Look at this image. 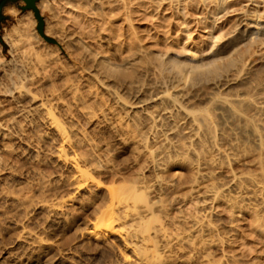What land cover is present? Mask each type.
I'll return each instance as SVG.
<instances>
[{
    "label": "bare ground",
    "instance_id": "obj_1",
    "mask_svg": "<svg viewBox=\"0 0 264 264\" xmlns=\"http://www.w3.org/2000/svg\"><path fill=\"white\" fill-rule=\"evenodd\" d=\"M75 4H80V5L76 6ZM71 6H75V8H72ZM78 6H89V9H87V10H89L88 12L92 13L91 15L95 16L94 18H96L102 24L108 25L110 27V29L113 32L111 34L112 39H113L112 41L120 42V43L127 42L125 39L122 40L121 38L123 36H126L125 32L128 29H129L128 33L132 31L135 34V35H133V34L132 35H133V37L134 36L136 37L137 41L141 40L140 35H139V33L136 29V26H135V21H137V19H140V18H142V20H144L143 18L146 16V18H148V17H151V19L153 18L152 21L154 23L152 21L151 22L154 25H156L157 28H159V30H161L160 28H163V30H165L164 28H166V31L171 32V36L175 35L173 37H175L176 41L179 42V45H177V47L171 45L170 47L168 46L169 48H167L166 50H163V51L159 50V49H153V48L150 49V48H147L143 45L140 46V44H139V48H137V50L134 51L133 56L131 58L125 60V61H122V62L115 61L111 57L112 54L110 55L107 51H105L106 54H100L99 55V53H98L100 62L97 61V63H100L101 67L106 69L108 72L110 71V73H109L110 75L113 74V72L115 74H117V72L123 71V68L131 65L135 60H137L140 57H145L147 62L154 64L153 68L155 70L154 71L152 70V71L154 73L156 71L158 74L157 76H159V78L156 76V78L159 79L158 84H157L158 87H157V89L155 88L156 90L151 89L150 90L151 94L148 97H146L142 100H139V101L137 100V102H132V101L127 102V101L122 100L121 99L122 97H120L116 94L117 92L115 93V91H114L113 93L117 97L116 99L121 100L120 102L122 103V105L124 107L123 109H125L124 113H125V111H127V113H130L132 115L142 114L144 116L143 121H145L144 119H146V121L148 123L147 125H149V128H148L149 131H146L147 129H145V133H147V132L148 133L144 134L145 135L144 137L142 136L143 142H140V143L141 144L144 143V145H142V146H145V156L149 159L150 167L153 168L155 170V172H157L156 177H155V179H153L154 177L153 178L148 177L146 179H143V177L145 178V175H142L145 172V171H143V173L141 174V176H143L142 178H137V179L135 178L132 181H130V180L129 181H122V180L116 179V177H115L114 179H116V180H114L113 183L111 182V184H109V185H104L103 183L105 181L102 183L99 180L101 177L99 179H97L98 177L96 178L94 176L93 170L100 167V166L97 167V160L99 158L98 157L99 152L97 154V152L94 151L95 147L93 149L92 144L90 143V141H88V138H89L88 134H87V137L84 134V132L85 133H87V132L85 130L83 132H81L83 129L81 131L73 129L74 127H76L75 126L76 124L73 126V128H67V126H69V125L64 126L63 122L62 123L60 122L62 120L58 119L59 118L58 116H57L58 118L55 117V115L53 113V110H55V109H53V107L51 106L52 103L49 104L50 99L52 97H49L50 99L48 98L47 102H48L49 106L52 107L53 110L51 109V107L48 106V104L45 100L46 97H45V99H42L43 97H39L38 94H36L37 93L36 91H35L36 93H34L32 91V89L30 87H28L29 85L25 84L26 85L25 88L23 90H19L20 88L21 89L23 88L21 86H23V84L25 83V82L22 83V81L27 80L26 82H28V80L30 79V77H29L30 73L28 74V72H31V69H30V71H28L25 68V64L22 62L23 57L26 58L25 59L26 62L24 60V62L26 64L30 61L31 58L29 59V61L27 60L28 53H30V52L27 53L28 50L27 51L25 50V52H26V53H24L25 55H23L21 57V60L17 59L18 61L16 60V62H12V60L7 61L0 54V176L3 173L7 172L8 176L6 178H8V180H9V178H11V180H12V178H14V175H13L14 173L9 170L10 167L8 164V160L11 158V156L8 159V157L3 155L5 153L12 152L14 150L16 151L14 144L18 145L19 148L21 145L25 146L27 148L28 152L31 154H34L36 157H37V155H39V153H40L39 149H40V146L42 145L43 142H41V145L39 146V144H40L39 141H37L39 143H37L35 141H31L30 140L31 135L29 134V132H27V135L28 136L30 135V137L26 136V133H25L26 131L24 129V127L27 123H31V121H32L34 124L35 122L32 119L37 117L40 120L41 124H43L44 128L46 129V135L49 136L51 134V136H52V134H55L57 137L55 139H57L58 142H56L57 145H56L55 153L53 156H55V159L57 160V162L60 165L65 166L67 168H71V170L73 171V175L71 176V178L69 177L70 178L69 180H68V178H64V179L68 180L67 183L69 182L68 184H70V187L76 192L80 191L83 188H89V189H94V190L99 189V188H103V189L105 188L106 197L104 196L105 197L104 206L101 205L102 207H101L100 211L98 212L97 216H95L96 219L94 220V222L92 221L93 224L91 223V225H92L91 229H89V230L87 229V234L90 237L102 242L103 244L113 247L117 251L118 257H117V259H115L116 260L115 264H167V261H170L169 258H171L172 252L177 247H180V248L184 247V246H186V247L190 246L191 247L195 243L194 239L192 237V234H191V232H194V231L196 234V235L195 234L194 235L197 236L195 238H198V241H197L198 243L196 242L195 243L196 245H193V246H195V249H197V252H199L201 257H204L203 258V260H204L205 257L208 256V253H207V250H208V241L207 240L208 239H206L205 236H206L207 232H209V230L212 228H210L211 226H209V224H208L209 222L208 223L206 222L208 220H206V218H205V215H206L205 213H204L205 215L200 214L203 216L202 217L198 216L199 218H194V216L192 218V216H191V215H193V213L198 208V205L202 204L203 200H200V199L197 200L196 199L197 201H194L195 199H190V198L188 200L186 199L187 203L192 202L193 205L188 210L184 211L182 216L185 220L180 221L179 217L175 214L173 209L171 207L169 208L164 203V201L162 199V193H163L162 191L164 190L165 187L170 186V185L172 186L173 182H171L170 179H168V178L165 179V177L162 176L161 172L164 173V176H169L170 178L174 177L175 175H177L179 173V169H180V165L182 164V161L184 159H186V156L188 154H190V156L192 155L194 157L193 165L197 171L196 172L197 175L194 176L195 177L194 182L199 181V179L209 178V177H211V175H213L212 174L213 172L211 171V169L214 168L218 164V160L224 159V158H226V160H227L231 153H233L234 151H237V150L239 153V151H241L240 149L242 148V146L251 142V143H253L254 147L253 148L248 147L249 149H251L249 152L251 154H253V161L252 162L259 166V171L255 172V173L253 172L252 174L251 173L245 174L246 172L245 173H239L240 171L238 173H235V171H234V173L232 172V174H230L228 176L227 180L224 179V180H226L225 182L223 181V183H222V181H220L222 184H220L219 186L213 187V185L211 184L212 187L215 189L212 188L210 191L212 192V195L214 197H218L220 195V198H221V196H222L221 194H223V193L225 194V191H227L228 189H231L230 191H232V192H234L236 190V192H240L242 194L241 199L243 198V200H245L244 202H246V201L254 202L256 207L254 206L255 211L253 210L252 212L256 213L257 230L259 233H263L264 221L262 223V218H264V215H263L264 213L261 212L260 205L262 206V199H263L262 194L264 193V166H263V164H264V84L261 81H258V75H259L258 73L264 69V0H39L37 2V7L40 9V11L49 10L52 12V15H54V16L56 15L55 9L64 8L65 10H63V11H66L67 10L66 8L71 7L72 9H75L74 10V12H75L76 8L78 9ZM86 8L87 7H85V10H86ZM145 10H148L149 12H143ZM7 11L9 13L16 14L18 9L14 6H10L7 8ZM60 15H62V13H60ZM60 15H59V17H60ZM50 17H51V15H50ZM85 17H87V15ZM69 19L72 20L73 18L72 19L69 18ZM148 19H150V18H148ZM65 22H67V21H65ZM93 22H95V21H93ZM47 23H48V21L46 22V24ZM56 23H57V21H56ZM59 23H61V22H59ZM34 24H36V31L38 33H35V32L30 33L29 32L30 27ZM44 24H45V20H44ZM63 24H66V23H63ZM117 24H120V25L122 24L120 29L115 28V25H117ZM37 25H38L37 24V17L35 15V12L33 9H29V11H26L21 17L18 18V21L15 25H13L11 28L6 30V32L3 34V39L6 42L11 43L12 49H13V47L18 48V45H21L23 42L31 40L30 37L32 36V34L38 38V41L35 38L37 42H41L42 36L37 29ZM76 25H77V23H76ZM50 28L46 27L45 30L47 33L52 32V30ZM63 28H64V25H61V26H59L58 29H59V31H62ZM68 30L69 29H67V31ZM103 30H101V31H103ZM101 31L99 29V31L98 32L96 31V32L102 33ZM57 33H55V34H57ZM70 33L71 32L63 33V35L66 39V42L64 44H62L61 42H58L63 50H67L69 48L67 41H73L74 40V37H72L74 35H71ZM173 33H175V34H173ZM104 34L108 35L105 32H104ZM195 34H197V35H195ZM82 35L80 37L81 40L83 37ZM103 41H105V40L103 39ZM131 43H134V41H132ZM140 43H142V42H140ZM126 45H128V44H126ZM21 46H19V47H21ZM36 47H37V45H36ZM41 47H44V46H41ZM110 48L111 47H109L108 49H110ZM89 49L90 48H88L87 51H89ZM112 49H113V47H112ZM43 50L45 51V48L42 49V51ZM48 50H51V49H48ZM48 50L45 51V54L49 53ZM55 50H56V48H55ZM130 50H131V48H130ZM31 51H32V48H31ZM101 52H102V50H101ZM58 53H59V51H58ZM58 53H56V54H58ZM85 54H84V56H85ZM36 55H34V56H36ZM89 55L91 56L90 53H89ZM98 55H97V57H98ZM128 55H130V54H128ZM31 56H32V54L30 55V57ZM37 56L40 57L39 53ZM90 56L88 58H90ZM14 57H12V58H14ZM36 57H34V58H36ZM57 57H58V55H57ZM41 58H43V56ZM41 58H39V59H41ZM88 58H87V60H89ZM81 59H82V57H81ZM51 62H53V60ZM138 62H140V61H138ZM31 64H29V65H31ZM42 64H43V62H42ZM143 64L144 63H142V65ZM258 64H260V65H258ZM96 65L98 66V64H96ZM26 66H28V65H26ZM31 66H33V65H31ZM39 66H41V64H39ZM59 66H60V64H59ZM61 66H62V62H61ZM29 68L30 67H28V69ZM128 68H130V67H128ZM63 69H65V68H63ZM97 69H99V68H97ZM85 70H86V68H85ZM137 71H138V68H137ZM83 73H82V75H83ZM126 73H127V70L123 74H126ZM35 74H37V71ZM62 74H64V73H62ZM94 74L95 73H89V76L94 77L96 75V74L95 75ZM99 74H100V72H99ZM133 75H134V73H133ZM139 75H141V73ZM102 76H104V75H102ZM38 77H39V75L37 76V79H38ZM98 78H99V76H98ZM111 78H115V75L113 74ZM126 78H127V76H126ZM34 79H35V76H34ZM108 79L110 80V78H108ZM115 79H114V81H115ZM36 81H39V80H36ZM154 81H157V80L155 79ZM18 82L19 83L21 82L22 85L16 91L15 90L16 88H14V87L15 86L19 87V85H17ZM67 82H69V81H67ZM103 82H104V80H103ZM75 84L76 83H74V85ZM99 84H101V83H99ZM122 84H124V83H122ZM144 85H145L144 80H137L134 83H132V86L136 87L137 89L140 87H143ZM30 86H32V85H30ZM55 86H56V84H55ZM129 86H131V85H129ZM72 87H73V85H72ZM103 88H104V86H103ZM108 88L106 87L107 90H108ZM126 89H124V90H126ZM63 90H64V88H63ZM109 90H108V92H109ZM117 91H119V90H117ZM140 91L141 90H139L138 92H140ZM57 92H59V91H57ZM60 92H59V94H60ZM39 93H40V91H39ZM50 93H52V91H50ZM74 93H77V91H74ZM147 93H149V92H147ZM54 94H56V92ZM137 94H136V96H137ZM25 96L29 97V99H27V100H29V103H27V104L23 103V97H25ZM59 97H61V96H59ZM72 98H75V96ZM81 98H82V96H81ZM197 98L205 99L206 102H204V103L206 105L204 104L205 105L204 107H200V105L199 106L196 105L194 103L195 102L194 100H197ZM52 99H54V98H52ZM57 99H58V97H57ZM77 99H79V98H77ZM70 100H74V99H70ZM119 100H117V101H119ZM55 101H56V103H58V102L60 103L61 100H59V101L54 100L52 102H55ZM62 102H64V101L62 100ZM83 102H80V103H83ZM75 103H76V101H75ZM97 103H99V102H97ZM121 103H119V104L121 105ZM102 104H103V102H102ZM66 106L67 105H65V107ZM54 107H56V105ZM84 107L85 106L83 105V107H82L83 110H84ZM87 107H89V109H90V106H87ZM70 109H72V107ZM60 110H61V108H60ZM102 110H100V112ZM72 111H73V109H72ZM88 112H90V111L88 110ZM92 112H90V114H92ZM62 113H63V111H62ZM67 113H69V112L67 111ZM103 113H104V111H103ZM108 113H109V111H108ZM124 113H123V115H124ZM87 115H89V114H87ZM93 115L97 116L98 114L97 115L93 114ZM114 115L112 114V116H114ZM126 115L127 114H125L124 118L121 116H118V117L122 118V120H124L126 117H128ZM70 116L73 117L72 115H70ZM119 118H118V120H119ZM136 118L140 119V117L139 118L136 117ZM136 118H134L133 120H135ZM67 119H69V118H67ZM116 119L117 118H115V120ZM137 119H136V121H137ZM122 120H121V122L123 123ZM140 121H142V120H140ZM133 122H135V121H133ZM118 123L120 124V121ZM127 123H128V121H127ZM141 123H143V122H141ZM41 124H40V126H41ZM138 124L140 125V122H138ZM143 124L141 125L142 127L144 125H146V123L144 125ZM31 126H32V124H31ZM34 126H35V124H34ZM36 126H37V124H36ZM120 126L122 127L123 125H120ZM126 126H128V125H126ZM134 126H135V124H134ZM136 126H137V124H136ZM131 127H132V125H131ZM26 128H28V127H26ZM145 128H146V126H145ZM136 129L139 130L140 128L137 127ZM131 130H135V129H133V128L130 129V127H129V131H131ZM140 131H141V129H140ZM143 131H141V132H143ZM133 132H136V131H132V133ZM182 132L187 134V136L189 138L188 142L185 143V141H187V139L185 141L182 140V141H184L183 143H182V141L181 142L180 141L172 142L173 140H171V138H170L171 135L179 134ZM128 133H130V132H128ZM133 135L134 134H132V137H133ZM139 135H142V134H140V133H138L137 135L135 134V137L138 136V139L141 138V136H139ZM39 136H38V138H39ZM27 137L30 139H28ZM135 137H134V139L133 138L132 139H133V141L136 140V142H137V139H135ZM38 138H36V139H38ZM172 138H174V137H172ZM52 139H54V138H52ZM132 139L130 140V142H132ZM40 140H42V139H40ZM134 142H132V143H134ZM78 144H81L82 147L84 146L86 151H82L81 149L79 150V148H77ZM94 144H96V143L94 142L93 145ZM137 144H139V142H137ZM196 144H200L202 148L200 147L201 149H199L196 146ZM249 145H250V143H249ZM94 146H96V145H94ZM245 147H247V146H245ZM136 148H138V146ZM165 148H167L168 150ZM248 148L244 149V147H243L242 149L247 150ZM98 149H100V148H97V150ZM141 149H142V147H141ZM142 150H144V149H142ZM41 151H42V149H41ZM24 152L26 153L25 150H24ZM244 152H246V151H244ZM247 152L245 155L250 154V153L247 154ZM105 153H107V152H105ZM133 153L135 154V150L133 151ZM206 153H210V155H207ZM140 154H142V153H139V155ZM41 155H44V153L43 154L40 153V156ZM239 155H242V154H239ZM138 156H136V157L138 158ZM190 156H189V159H187L188 161L192 158ZM42 157H44V156H42ZM232 157H231V160H233ZM239 157H237V158H239ZM134 158H135V156H134ZM25 159H27V158H25ZM35 159H37V158H35ZM41 159H43V158H41ZM44 159H46V157ZM99 159H101V158H99ZM136 159H135V161H137ZM110 160H112V159H110ZM138 160L140 161V159H138ZM34 161L35 160H33V162ZM116 161H115V163H116ZM224 161H220V162L224 163ZM41 162H40V164H41ZM100 162H101V160H100ZM100 162H98V163H100ZM112 162L113 161H111V163ZM227 162H229V161H227ZM102 163H103V161H102ZM115 163H114V165H115ZM137 163H139V162H136V164ZM223 163H222L221 168H223V166H225ZM229 164L230 163H228V165ZM14 165H15V163H14ZM104 165H106V164H103V166ZM188 165H189V162H188ZM190 165H192V164H190ZM252 165L254 166V164H252ZM256 165L254 167H256ZM218 166L219 165H217V167ZM23 167L21 169H23ZM100 168L99 169L102 170V167H100ZM110 168H108V169H110ZM116 168H117L116 169V171H117L118 166ZM140 168H143V166ZM12 169H13V167H12ZM25 169H26V167H25ZM216 169H218V168H216ZM226 169H228V168H226ZM39 170L40 169H38V171ZM248 170H250V172H252L251 168L247 169V172H248ZM13 171H15V170L13 169ZM35 171H37V170H35ZM227 171H229V170H227ZM27 172H28V170L26 172H23V173H27ZM95 172H96V170H95ZM7 173H6V175H7ZM17 173H19V172H17ZM20 173L22 174L21 171H20ZM99 173H101V171ZM43 174H45V173H43ZM43 174L41 173V175H43ZM41 175H39V176H41ZM96 175H97V173H96ZM69 176H70V174H69ZM119 176H121V175H119ZM46 177H48V175ZM212 177L210 179H212ZM149 178L151 180H149ZM181 178H180V180H181ZM223 178H225V177H223ZM49 180H51V179H49ZM112 180H113V178H112ZM192 180H193V177L191 179V182H192ZM42 181H44V179ZM7 182L9 183V181H7ZM23 182L24 181L19 180L17 183L18 188H16V189L15 188L10 189V188L4 187V186L0 187V201L3 200V199L1 200V198H4L5 200H7L8 198H12L16 203L18 202L17 204H19L18 205L19 207H17V208H19L20 211H22V208H20L21 205L26 208V210H25L26 214L29 213L30 211H33V210L35 211V209L38 207H39V209L41 207L47 211L46 212L47 214L45 213L46 217L49 214L55 215V216L63 214L65 212V210L68 208L67 207L68 202L72 200L71 196L75 195V194H71V195H69V197H68V195H66L68 198H66V196L64 198H59V199L57 198V200H54V202H50V203L48 202V200L46 202V200L45 199L43 200V198H42L41 199L42 201L41 202L37 201L38 202L37 204L32 205L33 204V201H32V204L27 203L28 204L27 205L26 204V201L28 200L27 198L30 199V197H32L31 196L32 194H30V192H33V191L31 188V191L29 192L30 195L27 192L25 193L23 191L27 196L25 198L21 197V195L24 196V193H22V194L20 193L21 195L19 196V193H18L19 186L21 187V190H23L22 188L25 186V182H24V184H23ZM194 182H193V184H195ZM215 182H216V180L214 181V184H215ZM46 183H48V182H46ZM58 183H59V180H58ZM60 183H61V181H60ZM67 183H66V185H68ZM211 183H213V182L211 181ZM180 184H178V185H180ZM36 185H38V184H36ZM42 185H44V184L41 183L38 186L41 187ZM61 185H63V184L61 183ZM48 186H50V185H48ZM203 186H204V184H203ZM14 187H16V186H14ZM33 188H35V187H33ZM45 188H46V185H45ZM50 188H51V186H50ZM53 189H56V187ZM57 189H58V187H57ZM66 189H68V188H66ZM21 190L19 192H22ZM43 190H45V189H43ZM46 190L48 191L49 189L46 188ZM89 191H91V190H89ZM190 191H192V188L190 189ZM39 192L40 191H38L37 193H39ZM173 192L174 191H172L170 193H173ZM90 194H92V193H90ZM177 194H180V193H177ZM197 194H199V193H197ZM37 195H36V200L38 197L41 196V195H39L37 197ZM42 195H44V193ZM190 195H191V193H190ZM202 195H204V194H202ZM238 195L234 198H237ZM199 197H200V195H199ZM44 198H46V197H44ZM191 198H192V196H191ZM31 200L32 199H30L29 201L31 202ZM184 200H185V197H184ZM4 201H2V202L4 203ZM3 203H1V204H3ZM263 203H264V201H263ZM7 204H8V202H7ZM13 204H14V202H13ZM1 206H3V205H1ZM183 206H185V204ZM14 207H15V205H14ZM202 207H204V206H202ZM206 207H207V205H206ZM235 207H236V205H235ZM252 207H253V205H252ZM239 208H241V207L239 206ZM236 209H237V207H236ZM241 210H243V209H241ZM204 211H202V212H204ZM238 212H239V210H238ZM187 214L189 216H191L192 219H188V217L186 216ZM32 215H33V213H32ZM24 216L25 215H23V217ZM55 216H53V217H55ZM23 217L21 215V220ZM27 217H29V216H25L24 219H27ZM45 219H46L45 221L47 222V218H45ZM11 220H12V218H11ZM19 220H20V218H19ZM24 222H25V220H24ZM12 223H14V222H12ZM27 223H28V221H27ZM27 226H28V228L26 226L23 227L22 233L20 232V235H18V239H16V240H18V241L22 240L23 242L30 243L31 239L33 238V232H32V230L29 229V227H30L29 224ZM83 232H84V230H83ZM35 237H38V236L36 235ZM33 241L35 242L34 239L31 242L33 243ZM42 241H45L44 238ZM39 242H41V241H39ZM29 247L32 248V246H29ZM27 251H28V249H27ZM192 252H194V251H192ZM182 253H183V251H182ZM199 254L198 255L195 254L198 256L197 257L198 259L200 256ZM190 257H187V258L190 259ZM28 258H29V256H28ZM172 259L174 260V257ZM188 261H190V260H188ZM172 262L173 261H171V263ZM201 263H202V261H201Z\"/></svg>",
    "mask_w": 264,
    "mask_h": 264
},
{
    "label": "rangeland",
    "instance_id": "obj_2",
    "mask_svg": "<svg viewBox=\"0 0 264 264\" xmlns=\"http://www.w3.org/2000/svg\"><path fill=\"white\" fill-rule=\"evenodd\" d=\"M38 1L39 0L36 1V6H37ZM18 4L23 5L24 2L23 1L18 2V3L9 2L3 8V11H2L3 18L0 20V47H1L0 48V54L7 61L12 60V62H16L17 59L21 60V57L23 55H25L24 53H26L25 50L26 51L28 50L27 53L28 52H30V53H28V56L26 55L27 60L29 61V59L30 58L31 59L29 62L28 61L27 62L29 64H31L33 62L34 64L33 63L31 64L33 66L29 65L28 63L26 64L25 63L26 58H24V57H23L24 59L22 58V60H23L22 62L25 64V68L28 71H30V69H31V72H28V74L30 73L29 74L30 79L28 80L29 83L26 82L27 80L22 81V83L25 82L23 84V86H21L22 85L21 82H20L21 84L18 82L17 85H19V87L15 86L14 87V88H16L15 90L17 91V89H19L20 86L23 88L22 89L20 88L19 90H23L26 85H29L28 87H30L34 93L37 92L36 94H38L39 97H43L42 99H45V97H46V99H45L46 102H47L49 97L54 98V99L49 98L50 99L49 104L52 103L51 106L55 110H53L52 107L49 106L48 102H47V104L53 110L55 117L56 118L59 117L58 119L62 120L60 122L61 123L63 122L64 126L69 125V126H67V128H73V126L76 124L75 125L76 127H74L73 129L80 130V131L83 129L81 132H83L84 130L87 132V133L84 132L85 136L87 137V134H88V136H89L88 141H90V143L92 144L93 149L95 147L94 151L97 152V154L99 152L98 157L101 158V159L98 158V160H97V167H99V166L102 167V170H100L101 169L100 167H99L100 169L96 168L95 169L96 172H95V170H93V174L96 178L98 177L97 179H99L101 177L99 180L102 183L105 181L103 183L104 185H109V184H111V182L113 183L114 180H116V179H119L122 181H129V180L132 181L135 178L136 179L142 178L143 176H141V174L143 173V171H145L142 174V175H145V178L143 177V179H146L148 177H152V178L154 177L153 179H155L157 172H155V170L150 167L149 159L145 156V146H142V145H144V143H142V144L140 143V142H143L142 140H143V137L145 136L144 134L148 133V132L145 133V129H147L146 131H149V129H148L149 125H147L148 123H147L146 119H144L146 122L143 121L144 116L142 114L132 115L130 113H127V111H125V113H124L125 109H123L124 107H123L122 103L120 102L121 100L116 99L117 97L113 93L114 91H115V93L117 92L116 94L118 96L122 97L121 98L122 100L127 101V102H131V101L137 102V100L139 101V100H142V99L148 97L151 94L150 90L151 89L154 90L155 88L157 89V87H158L157 84H158L159 76H157L158 74L156 71H155V73L153 72L155 70L153 68L154 64L147 62L145 57H140L137 60H135L131 65L123 68V71L117 72V74H115L113 72V74L115 75V78L117 77L115 79V78H111L113 74L110 75L109 74L110 71L108 72L106 69L101 67L100 63H97V61L100 62L99 61V55L100 54H106L105 51H107L110 55L112 54L111 57L115 61H118V62L125 61V60H127L133 56L134 51L137 50V48H139V44H140V46L143 45V46L150 48V49L153 48V49H159L162 51L166 50L171 45L177 47V45H179V42L176 41L175 37H173L175 35L171 36V32L166 31V28H164L165 30H163V28H160L161 30H159V28H157V26L153 24L154 23L152 21L153 18L151 19V17H148V18H150V19H148L145 16L143 18L144 20H142V18H140L141 20L137 19V21H135V26H136V29H137L139 35H140L141 40L137 41L136 37L135 36H134L135 38L133 37V35H135V34L131 30H130L131 32L128 33V31H129V29H128L125 32L126 36L122 35L124 38L121 36L122 37L121 39L122 40L125 39L127 42H124V43L115 42V41H112L113 39H112L111 34L113 32L110 29V27L108 25L102 24L100 21H98L96 18H94L95 16H92L91 15L92 13L88 12L89 10H87V9H89V6H78V9L76 8L75 12H74L75 9H72V8H75V6H71L72 8L71 7L66 8L67 9L66 11H63V10H65L64 8L55 9L56 10L55 16L52 15L51 11H49V10L40 11V9L37 7L39 9L40 15L45 20L44 31H45L46 35L53 37L54 39H57L58 42H61L62 44H64L66 42V39H65L63 33L71 32L70 34L74 35V36H72V37H74L73 41H67L69 50L68 49L63 50L59 43L55 44V43H50L48 41L46 42L45 39H43V37L41 39V42H37L38 38L35 37L33 34L30 37L31 40L23 42L21 44L22 46L18 45V48L13 47V49H12L11 43L6 42L3 39V34L6 32L7 29L11 28L13 25H15L17 23L19 17H21L26 11H29V9L22 10L18 6ZM75 5L77 6L80 4H75ZM10 6H14L18 9L16 14H12V13H9L7 11V8ZM85 7H87L86 10H85ZM77 10L78 11L80 10V11L78 12ZM143 12H149V11L145 10ZM60 13H62V15H60ZM50 15H51V17H50ZM59 15H60V17H59ZM86 15H87V17H85ZM69 18H71V19L73 18V19L70 20ZM47 21H48V23L46 24ZM56 21H57V23H56ZM65 21H67L68 23ZM93 21H95L96 23ZM59 22H61V23H59ZM63 23H66V24H63ZM76 23H77V25H76ZM37 24H38V19H37ZM58 25L59 26L64 25V28L62 29V31L64 30L63 32L59 31ZM121 26H122V24L121 25L117 24V25H115V28L120 29ZM46 27L47 28L51 27L50 29L52 30L53 33L52 32L47 33L45 30ZM67 29H69V30L67 31ZM99 29H100V31L103 29L104 30L101 31L102 33H100V32L97 33L99 31ZM29 32L30 33L31 32L32 33L33 32L38 33L36 31V24H34L30 27ZM104 32L107 33L108 35L104 34ZM55 33H57V34H55ZM80 34L81 35L83 34L82 40L80 39V37H81ZM173 34H175V33H173ZM195 35H197V34H195ZM35 38L37 39V41ZM103 39L105 41H103ZM132 41H134V43L135 42L136 43L135 44L131 43ZM140 42H142V43H140ZM126 44H128V45H126ZM36 45H37V47H36ZM79 45L80 46L82 45V46L80 47ZM19 46H21V47H19ZM41 46H44V47H41ZM109 47H111V48L108 49ZM112 47L114 50L112 49ZM31 48H32V51H31ZM44 48H45V51H47L48 49H51V50H48L49 53L45 54V51L44 50L42 51V49H44ZM55 48H56V50H55ZM88 48H90L89 49L90 52L87 51ZM130 48H131V50H130ZM57 50L59 51V53ZM101 50H102V52H101ZM38 53H39L40 57L37 56ZM56 53H58V54H56ZM89 53L91 54V56L89 55ZM98 53H99V55H98ZM31 54H32V56L30 57ZM33 54L34 55L37 54L36 56L38 58L36 56H34ZM84 54H85V56H84ZM128 54H130L131 56ZM57 55H58V57H57ZM97 55H98V57H97ZM33 56L36 57L37 59L34 58ZM42 56H43V58H41ZM89 56H90V58H88ZM12 57H14V58H12ZM81 57H82V59H81ZM39 58H41V59H39ZM87 58L89 60H87ZM24 60H25V62H24ZM52 60H53V62H51ZM138 61H140V62H138ZM42 62H43V64H42ZM61 62H62V66H61ZM38 63L41 64L42 67L39 66ZM58 63L60 64V66ZM142 63H144L145 65L143 64L144 65L143 66ZM96 64H98V66ZM26 65H28V66H26ZM258 65H260V64H258ZM28 67H30V68L28 69ZM128 67H130V68H128ZM63 68H65V69H63ZM85 68H86V70H85ZM97 68H99V69H97ZM137 68H138V71H137ZM126 70H127V73L123 74V73H125ZM36 71H37V74H35ZM99 72H100V74H99ZM62 73H64V74H62ZM82 73H83V75H82ZM89 73H95L96 75L94 74L95 76L91 77V76H89ZM133 73H134V75H133ZM140 73H141V75H139ZM258 74H259L258 75V81H261L264 84V69L261 70ZM38 75H39V77L37 79ZM102 75H104V76H102ZM34 76H35V79L39 80V81H36L34 79ZM98 76H99V78H98ZM126 76H127V78H126ZM156 76L158 78H156ZM108 78H110V80ZM114 79L116 82L114 81ZM155 79L157 81H154ZM103 80H104V82H103ZM137 80H144L145 85L143 87L138 88V89L136 87H133L132 83H134ZM67 81H69V82H67ZM74 83H76L75 84L76 86L74 85ZM99 83H101V84H99ZM122 83H124V84H122ZM55 84H56V86H55ZM30 85H32V86H30ZM72 85H73V87L74 86L75 87L73 88ZM129 85H131V86H129ZM103 86L105 89L103 88ZM62 87L64 88V90ZM106 87L107 88L109 87L108 88V90L110 89L109 92L106 89ZM124 89H126V90H124ZM49 90L52 91V93H50ZM117 90H119V91H117ZM139 90H141V91L138 92ZM39 91H40V93H39ZM57 91H59V92L61 91L60 94ZM74 91H77V93H74ZM55 92H56V94H54ZM147 92H149V93H147ZM136 94H137V96H136ZM59 96H61V97H59ZM71 96L72 97L75 96V98H72ZM81 96H82V98H81ZM57 97H58V99H57ZM77 98H79V99H77ZM27 99H29V97H27V96L23 97V103H25V104L29 103V100H27ZM70 99H74V100H70ZM200 99L201 98H197V100H194L195 101L194 103L198 106L200 105V107H204L206 105L204 103V102H206V100L205 99L200 100ZM54 100H58V101L61 100V101H60V103L58 101H57L58 103H56V101L52 102ZM62 100L64 102H62ZM117 100H119V101H117ZM75 101H76V103L78 102L79 104L78 103L76 104ZM79 101L80 102L84 101V102L80 103ZM97 102H99V103H97ZM102 102H103V104H102ZM119 103H121V105ZM55 105H56V107H54ZM65 105H67V106L65 107ZM83 105L85 106L84 110L82 108ZM86 105L90 106V109ZM71 107H72L73 111H72V109H70ZM60 108H61V110H60ZM87 109L90 112L93 111L94 113L92 112V114H90V112H88ZM100 110H102L101 111L102 113L100 112ZM107 110L109 111V113ZM62 111H63V113H62ZM67 111L69 113H67ZM103 111H104V113H103ZM86 113L89 115H87ZM123 113H124V115H123ZM93 114H96V115L98 114V115L94 116ZM112 114L113 115L115 114V115L112 116ZM125 114H127L126 116H128V117H126L124 120H122V118L118 117V116H121L124 118ZM70 115H72L73 117H71ZM114 117L117 119L115 120ZM136 117H138V118L140 117V119H137ZM67 118H69V119H67ZM118 118H119V120H118ZM134 118H136L137 121H136V119L133 120ZM32 120L35 122L34 123L35 126H34L33 122L31 121V123H27L24 127V129L26 131L25 132L26 136H28L27 132H29L31 137H30V135L28 137H30L31 139L28 137L27 138L30 139L31 141H35V142L39 141L40 142L39 146L41 145V142H43L42 145L40 146L39 150H40V153L41 154L44 153V155L40 156V153H39V155H37V157H36L34 154L29 153L25 146L21 145L19 148L18 145L14 144L16 151L14 150L12 152H8V153H5L3 155L8 157V159L11 156V158L8 160V164L10 167L9 170L14 173V174L13 173L12 174L14 175L15 179L12 178V180H11V178H9V180H8V178H6L8 176V173L6 172L7 175H6V173H3L0 176V179H1L0 180V187L4 186V187H8L10 189L11 188L16 189V188H18L17 187L18 181L19 180L24 181L25 186L22 188L23 190H21V187L19 186L18 193H19V196L24 192L25 193L27 192L29 194V192L31 191V188H32V191L33 192L35 191V192L34 193L30 192V194H32L31 195L32 197L29 196L30 194L28 195L30 197V199H32L31 202L29 201L30 200L29 198H27L28 200L26 199L27 200L26 204L27 203L32 204V201H33L32 205L37 204L38 202H41L42 198H43V200L45 199L46 202L48 200V202L50 203V202H54V200H57V198L58 199L64 198L66 195H68V197H69V195L75 194L76 196L75 195H74L75 197L73 195L71 196L72 200L68 202V206H67L68 208L65 210V212L63 214L56 215V216L49 214L50 216L47 215V217L45 216L47 214L46 213L47 211L41 207H40V209L38 207L35 209V211L33 210V211H30L29 213L26 214V211H25L26 208L20 204L21 205L20 208H22V211H20V209L17 208V207H19L18 206L19 204H17L18 202L16 203L12 198H8L7 200H5L4 198H1V200L3 199L2 201H4V200L5 201H4V203L2 201H0V207H1L0 208V264H115V262H116L115 259H117V257H118L117 251L113 247L105 245L102 242L90 237L87 234V229L88 230L91 229V227H92L91 223L93 224L94 220L96 219L95 216H97L101 207L104 206V203H105L104 199L106 197L105 188L104 189L99 188L96 190L89 189V188H83L80 191H77V192L74 191L70 187V184H68L69 182L67 183V181L73 175V171L71 170V168H67L65 166L60 165L57 162V160L55 159V156H53L55 153L56 145H57L56 142H58L57 139H55V138H57L56 135L52 134V136H51V134H50L49 136H47L46 135V129L44 128L43 124H41L40 120L37 117L33 118ZM121 120L123 121V123L121 122ZM140 120H142V121H140ZM119 121H120V124L118 123ZM127 121H128V123H127ZM133 121H135V122H133ZM138 122H140V125L138 124ZM141 122H143L144 124L146 123V125H144ZM31 124H32V126H31ZM36 124H37V126H36ZM40 124H41V126H40ZM134 124H135V126H134ZM136 124H137V126H136ZM142 124L144 125L143 127L141 126ZM120 125H123V126L121 127ZM126 125H128V126H126ZM131 125H132V127H131ZM145 126H146V128H145ZM26 127H28V128H26ZM129 127H130V129L133 128L135 130L129 131ZM137 127L140 128L141 131H143V130L144 131L141 132L140 129L139 130L136 129ZM132 131H136V132L132 133ZM128 132H130L131 134ZM138 133L142 134V135H139V136H141V138H139V139H138V136H136L137 138L135 137V134L137 135ZM132 134H134L133 137H132ZM38 136H39V138H38ZM134 137H135V139H137V142H139V144H137L136 140H134L136 143L133 141ZM172 137H174V138H172ZM36 138H38V139H36ZM52 138H54V139H52ZM170 138H171V140H173L172 142H178V141L181 142L182 140L185 141L187 139V141H185V143H186L189 140L187 134H185L183 132L179 133V134L171 135ZM40 139H42V140H40ZM131 139H132V142H134V143L130 142ZM184 141H182V143ZM39 142H37V143H39ZM94 142L96 143V144H94L96 146L93 145ZM249 143H250V145H249ZM249 143L242 146V148L243 147H244V149L248 148V147L253 148L254 147L253 143H251V142H249ZM77 146H78L77 148H79V150L81 149L82 151H86L85 147L84 146L82 147L81 144H78ZM137 146H138V148H136ZM196 146L199 149L202 148L200 144H196ZM245 146H247V147H245ZM141 147L144 150H142ZM97 148H100V149L97 150ZM242 148L240 149L241 151H239V153H238V150L231 153L229 156L230 158L228 157L227 160H226V158L218 160L217 165H219V166L218 167H217V165L215 166L218 169H216L215 167L211 169V171L213 172L212 173L213 175H211V177L213 176L212 179H210L211 177H209V178H203L204 180L199 179V181L194 182V179H195L194 176L197 175V173H196L197 171L193 165L194 157L192 155L190 156V154H188V155L186 154L187 156L185 155L186 159H184L182 161V164L180 165L179 173L177 175H175L174 177L170 178L169 176H164V173L161 172L162 176L165 177V179L168 178V179H170L171 182H173L172 186L171 185L167 186L162 191L164 193V194L162 193V199H163L164 203L169 208L171 207L173 209L175 214L179 217V220L180 221L185 220L182 216L184 211L188 210L193 205L192 202L187 203L186 201L189 198L195 199L194 201H197L198 199H200V200H203L202 204L198 205V208L196 209V211L191 216H192V218H193V216H194V218H199V217H202L203 215L206 214L205 218H206V220H208L206 222L207 223L209 222L208 224H209V226H211L210 228H212L209 230V232H207V234L205 236L206 239H208L207 241H208V250L209 251L207 250L208 256L205 257L204 260H203L204 257H201L199 252H197V249H195V246H193V245H196L195 243L198 241V238H195L197 236H195L196 234L194 231V232H191L192 237H193L194 242H195L191 246L192 248L190 246L189 247L184 246L181 248L177 247L172 252V256H171V258H169L170 261H167V264H202V263L203 264H264V230H263V233H259L257 230L256 213L252 212L253 210L255 211V207H256L254 202H251V201L250 202L249 201L244 202L245 200H243V198L241 199L242 194L240 192H236V190L234 191L233 189L232 190L235 193L230 191L231 189H228L227 191H225V194L224 193L221 194L222 195L221 198H220V195L218 196L219 198L214 197L212 195V192L210 191L213 187L219 186L220 184L223 183V181L225 182L227 180L228 176L230 174H232V172L234 173V171H235V173H238L239 171H240L239 173H245L246 172L245 174H250V173L252 174L253 172L255 173V172L259 171V166L252 162L253 161V154H251L249 152L251 149L248 148L247 150H243ZM41 149H42V151H41ZM165 149H167V148H165ZM24 150L26 151V153L24 152ZM132 150L133 151L135 150V154L133 153ZM244 151H246V152L248 151L247 154L248 153H250V154L245 155L246 152H244ZM105 152H107V153H105ZM139 153H142V154L139 155ZM206 154L210 155V153H206ZM239 154H242L243 156L239 155ZM42 156H44V157H42ZM134 156H135V158H134ZM136 156H138V158ZM189 156L192 158L188 161L187 159H189ZM45 157H46V159H44ZM231 157L233 160H231ZM237 157H239V158H237ZM25 158H27V159H25ZM35 158H37V159H35ZM41 158H43V159H41ZM110 159H112V160H110ZM135 159L137 161H135ZM138 159H140V161ZM33 160H35V161L33 162ZM100 160H101V162H100ZM39 161L40 162L42 161L43 163L41 162V164H40ZM102 161H103V163H102ZM111 161H113V162L111 163ZM115 161H116V163H115ZM220 161H224V163L222 162L225 165V166H223V168H221L222 163ZM227 161H229V162H227ZM98 162H100V163H98ZM136 162H139V163L136 164ZM188 162H189V165H188ZM14 163H15V165H14ZM114 163H115V165H114ZM228 163H230V164L228 165ZM251 163L254 164V166L256 165V167H254ZM103 164H106V165L103 166ZM190 164H192V165H190ZM141 165L143 166V168H140V167H142ZM21 166L22 167L24 166L23 167L24 170L21 169L22 168ZM117 166H118V170L116 171ZM263 166H264V164H263ZM12 167L16 172L13 171ZM25 167H26V169H25ZM36 167L37 168L39 167L38 169H40V170L38 171V169ZM107 167L108 168L111 167V168L108 169ZM226 168H228V169H226ZM250 168H251L252 172H250V170H248V172H247V169H250ZM27 170H28L27 173H23V172H26ZM35 170H37V171H35ZM227 170H229V171H227ZM20 171L22 172V174L20 173ZM100 171H101V173H99ZM17 172H19L20 174ZM41 173L42 174L45 173V174L41 175ZM96 173H97V175H96ZM69 174H70V176H69ZM118 174L121 176H119ZM39 175H41V176H39ZM47 175H48V177H46ZM115 177H116V179H114ZM192 177H193V180L191 182ZM223 177H225V178H223ZM64 178H68V180L64 179ZM112 178H113V180H112ZM180 178H181V180H180ZM43 179H44V181H42ZM49 179H51V180H49ZM224 179H226V180H224ZM6 180L9 181V183ZM58 180H59V183H58ZM149 180H151V179L149 178ZM210 180L213 183H211ZM215 180H216V182L214 184ZM45 181L48 183H46ZM60 181L63 185H61ZM220 181H222V183ZM24 182H23V184H24ZM193 182L196 185L193 184ZM41 183L44 184V185H42L44 188L42 186L41 187L38 186ZM66 183L68 185H66ZM36 184H38V185H36ZM178 184H180V185H178ZM203 184H204V186H203ZM211 184L213 185V187ZM45 185H46V188L49 189L48 191L46 190ZM48 185H50L51 188ZM14 186H16V187H14ZM32 186L35 188H33ZM54 186L56 187V189H53V188H55ZM57 187H58V189H57ZM66 188H68V189H66ZM191 188H192V191H190ZM43 189H45V190H43ZM213 189H215V188H213ZM20 190L22 192H19ZM89 190H91V191H89ZM38 191H40V192L37 193ZM172 191H174V192L170 193ZM42 192L44 193V195H42L43 194ZM189 192L191 193V195ZM25 193H24V196L21 195V197H23V198L27 197ZM90 193H92V194H90ZM177 193H180V194H177ZM197 193H199V194H197ZM202 194H204V195H202ZM36 195H37V197L39 195H41L40 196L41 198L38 197L36 200ZM199 195H200V197H199ZM237 195L239 198L238 197L234 198ZM191 196H192V198H191ZM44 197H46V198H44ZM68 197L66 196V198H68ZM184 197H185V200H184ZM262 198L264 199V193L262 194ZM263 199H262V206L263 207L260 205L262 213H264L263 212L264 211V203H263L264 200ZM178 201L179 202L181 201V202L179 203ZM7 202H8V204H7ZM13 202H14V204H13ZM1 203H3V204H1ZM184 204H185V206H183ZM1 205H3V206H1ZM14 205H15V207H14ZM206 205H207V207H206ZM235 205H236L237 209H236ZM252 205H253V207H252ZM202 206H204V207H202ZM239 206L241 208H239ZM203 209L204 210L206 209V210L204 211ZM241 209H243V210H241ZM238 210H239V212H238ZM202 211H204V212H202ZM32 213H33V215H32ZM20 214L22 215V217H23V215L29 216V217H27V219H24L25 218V216H24L21 220ZM200 214H203V215H200ZM53 216H55V217H53ZM186 216L188 217V219H192L191 216H189L188 214ZM11 218H12V220H11ZM19 218L21 221L19 220ZM45 218H47V222L45 221L46 220ZM23 219L25 220L26 223L24 222ZM27 221H28V223H27ZM263 221H264V218H262V223H263ZM12 222H14V223H12ZM28 224L30 226L29 229L32 230V232H33V238L31 239V241L34 239L35 240V242L33 241L34 244L31 241H30V243H27V242H23L22 240H19V241L16 240V239H18V235H20V232L22 233L23 227L26 226L28 228V226H27ZM263 226H264V223H263ZM263 229H264V227H263ZM83 230H84V232H83ZM34 233L39 238L35 237L36 235ZM43 238L45 241H42ZM39 241H41V242H39ZM29 246H32V248ZM26 248L28 249V251ZM181 250L183 251V253ZM192 251H194V252H192ZM195 254L200 255L199 259L197 258L198 256ZM28 256H29V258H28ZM173 257H174V260L172 259ZM187 257H190V259H188ZM188 260H190V261H188ZM171 261H173V262L171 263ZM201 261H202V263H201Z\"/></svg>",
    "mask_w": 264,
    "mask_h": 264
},
{
    "label": "water",
    "instance_id": "obj_3",
    "mask_svg": "<svg viewBox=\"0 0 264 264\" xmlns=\"http://www.w3.org/2000/svg\"><path fill=\"white\" fill-rule=\"evenodd\" d=\"M23 1L24 4L20 5L18 4V6L22 9V10H27V9H33L35 12V15L38 19V25H37V29L39 31V33L41 34V36L48 42L50 43H55L58 44V41L56 39H54L53 37H50L48 35L45 34L44 31V20L42 18V16L39 13V9L36 6V1L37 0H0V20L3 18L2 15V11L4 6L9 3V2H13V3H18Z\"/></svg>",
    "mask_w": 264,
    "mask_h": 264
}]
</instances>
